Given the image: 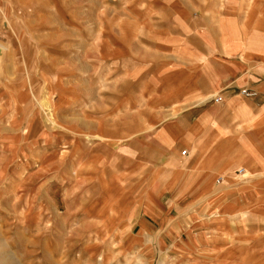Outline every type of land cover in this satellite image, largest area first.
<instances>
[{
    "label": "rangeland",
    "instance_id": "1",
    "mask_svg": "<svg viewBox=\"0 0 264 264\" xmlns=\"http://www.w3.org/2000/svg\"><path fill=\"white\" fill-rule=\"evenodd\" d=\"M237 1L246 8L241 22L226 15ZM237 1L0 0V44L8 55L0 56V264H264V235L241 248L224 232L229 240L216 254L197 225L237 231L249 216L264 221L263 203L253 199L263 174L233 170L243 158L236 140L254 155L242 139L252 117L228 129L205 111L186 129L191 151L208 169L228 136L234 151L213 175L199 174L196 193H177L178 201L173 192L162 193L177 187L182 170L174 120H195L197 106L222 95L223 82L159 107L163 116H151L144 129L133 125L147 119L162 96L174 94L170 88L149 95V105L144 101L151 85L176 77H158L162 64L184 74L190 58L205 59L197 53L204 47L197 34L213 38H206L208 55L232 74L247 60L264 61V26L255 21L246 31L252 9L264 17V0ZM162 36L181 38L182 46L171 38L163 45ZM232 113L236 120L240 109ZM183 149L190 153L178 144L181 159ZM144 160L153 167L143 164V176L125 179L124 165L136 168ZM162 161L169 166L163 173ZM84 165L89 170L82 172ZM219 176L223 183L214 187ZM184 179L186 189L198 181ZM198 196L204 200L194 201Z\"/></svg>",
    "mask_w": 264,
    "mask_h": 264
},
{
    "label": "crops",
    "instance_id": "2",
    "mask_svg": "<svg viewBox=\"0 0 264 264\" xmlns=\"http://www.w3.org/2000/svg\"><path fill=\"white\" fill-rule=\"evenodd\" d=\"M237 1V0H236ZM240 2L237 1L235 4L236 9H231L226 13L229 17L235 19L237 22H241L242 18L245 16V10L246 8L244 7H239ZM145 15L144 13L142 16ZM250 16V21L251 23L247 25V32H250L252 28L254 27L255 21H257L261 27L264 26V17H260L258 10L255 8L250 11L248 14ZM177 19H180L178 15H176ZM144 20H142V23ZM145 23V22H144ZM243 31V30H241ZM205 38L199 34H197L198 39L200 42L203 43L204 47L203 50H197V53L205 55V59L200 60L199 56L196 58H190L191 62H195L196 64H192V66L189 67V69H184V74H181L182 71L177 67L173 66H164L163 64L161 65V68L159 69V72L161 73L158 77L161 78H167V75L173 74L176 75L172 79L173 82H160V84L156 85H151V87L148 90V92H145L144 85L146 87V84H143V96H145L144 101L146 104H148L147 99L149 95H151L153 92L161 94L166 90H169L172 88L174 93L171 97L169 98L166 97H161L156 106L152 107L149 106V114L147 115V119L143 121H136L135 124H133L136 128H141L144 129L146 127V124L149 122V119L153 115H158L162 117L159 107L164 106H170L172 103L175 102H181L183 101L186 97L191 96V95H196V94H207L209 91L213 90V81L220 79L223 83L220 86L221 89V96H222V101L219 103H214V104H208L204 106H197L199 108V113L195 120H192L191 122H181L178 121L177 119L174 120L172 126L178 135L174 142V148H175V154L177 158V165L178 168H181L182 170L178 174V183L177 187H175L174 190L169 191V190H163L162 193L165 192H173L174 197L177 200V193H182V192H187L188 194H194L198 191L199 186L201 182L203 181L202 178L199 177V174L202 172H205V176L207 177L210 175L212 172V169L217 170L220 168V165L222 161L226 158L227 154L234 151V145L235 141H233L232 136L227 137L226 141V146L222 147L219 151H215L214 155L210 159L211 162V167L210 169L206 168L207 166L205 163H200L199 161V156L198 152H192L191 147H190V142L184 141V136L186 129L191 127L197 119L205 113V111H210L213 113V115L217 118V120L224 126H226L228 129H233L238 122L241 123L244 117H252L254 119V126L248 127L247 129L244 130V134L242 136V139L250 146L249 148L252 149L254 155L250 154L247 151V148H243L240 146L241 141L238 139L236 140V148L239 149V153L243 155V158L238 161L234 167L233 170L235 169V172L237 174H242L238 173V169L243 168L244 172L245 169L248 168L250 171L254 173H259L261 172L263 177L257 182L256 188L257 190L259 189V192L255 195L253 198L254 201L258 200L262 205L264 206V61L261 60H256V59H250L247 60L245 63V68L243 70L239 69L237 67L236 74H232L229 70V65L225 64L223 61L218 60L217 58L211 57L208 55L209 51V45L206 42V38L213 40V38L206 32ZM164 38H171L174 40H178L179 46H182L181 38L178 37H169V36H162L161 38H158L159 43H162L163 45L167 44L170 45V43L163 41ZM215 39L214 41H216ZM218 49H220V46L218 45ZM220 52V50H219ZM165 64H171L170 62H166ZM172 65V64H171ZM172 68V70L170 69ZM179 74V75H178ZM170 79V78H169ZM242 88H248L251 90L256 91V95L253 97H246L240 94V89ZM142 96V97H143ZM225 102L224 106H221L219 108H212V106L215 105H221L222 103ZM203 103V102H202ZM149 105V104H148ZM238 108L240 109V114L239 117L233 119V113L232 110ZM181 132H184L183 136H181ZM144 139V138H143ZM147 144L149 143L148 140H144ZM178 144H185L188 146L190 153L187 155V151L185 154V158L181 159L177 157V145ZM147 153H145L146 155ZM189 156V157H188ZM130 160L137 161L136 158L131 157L129 155ZM148 158L145 156V159ZM257 159V160H256ZM122 160V159H121ZM143 161V160H141ZM140 162V165L137 166L136 168L133 167H128L126 164L124 165V171L122 172L125 174V179L128 178H133L135 176V173H139V175H144V170L142 169V165H146V168L153 167L150 166L148 163V160H144V162ZM188 165V166H187ZM82 169H80L82 172L83 171H88L89 167L87 165L81 166ZM160 167V172H166L169 169V166L165 165L163 161L161 162ZM205 168V169H204ZM134 169V170H132ZM97 172L94 171V175ZM212 173V175H213ZM101 174V173H98ZM184 174L187 176H194V178H198L195 182L194 185L190 186V188L186 189L185 186H183L184 182ZM101 176V175H100ZM137 177V176H136ZM99 180H102L101 178ZM223 179L219 182L216 180L214 181V187H217V185H222ZM146 188H148L146 186ZM177 188V189H176ZM161 193V194H162ZM176 193V194H175ZM196 199H203L202 197H196ZM204 200V199H203ZM178 201V200H177ZM193 201V202H194ZM192 202V203H193ZM201 202V201H200ZM260 215L259 218H255L253 216H249L244 227L242 230L240 228H237V231H232L227 226H223L221 224H214V223H200L197 224L198 227L204 228L205 230L203 232H198V233H204L202 235V238L207 240L205 241L206 244H208L213 250L211 253L215 252L216 254L222 253L224 250L223 249V244L228 242V238L226 239L223 236L224 232L227 233H232L233 237L231 240L236 239L237 243H239L242 246H246L249 244V241H253L254 238H262L264 235V221L261 220ZM168 220V216H165L164 218V223ZM148 224H151L152 221H148ZM158 223V222H155ZM196 229V228H194ZM211 231V232H207ZM215 232V235L213 232ZM197 232V231H196ZM235 233L237 235H235ZM211 237V238H210ZM242 254V253H239ZM262 254V253H261ZM264 254V252H263ZM224 255V254H223Z\"/></svg>",
    "mask_w": 264,
    "mask_h": 264
},
{
    "label": "built area",
    "instance_id": "3",
    "mask_svg": "<svg viewBox=\"0 0 264 264\" xmlns=\"http://www.w3.org/2000/svg\"><path fill=\"white\" fill-rule=\"evenodd\" d=\"M240 94H242L243 96H246V97H253V96L256 95V91L248 89V88H242V89H240ZM212 100L215 103H219V102L222 101V97H221V95L217 94V95H214L212 97ZM186 151H187L186 149H183L182 150V154H186ZM242 171H243V168L238 169V173H242ZM222 179H223V177L219 176V177L216 178V181L219 182Z\"/></svg>",
    "mask_w": 264,
    "mask_h": 264
},
{
    "label": "bare ground",
    "instance_id": "4",
    "mask_svg": "<svg viewBox=\"0 0 264 264\" xmlns=\"http://www.w3.org/2000/svg\"><path fill=\"white\" fill-rule=\"evenodd\" d=\"M6 49H7V47H5V46H3L2 44H0V56H2V55H4L5 56V51H6ZM8 52V51H7ZM7 55V54H6ZM8 56V55H7ZM9 85V84H8ZM214 95H212V97H213ZM208 99H205L204 101H202L203 103H205L206 101H207ZM210 100V99H209ZM34 102V101H33ZM44 102V101H43ZM35 106V105H34ZM35 108V107H34ZM52 114V113H51ZM47 115V120L49 121V122H53V120L54 119H52L53 118V115L51 116V117H49L48 116V114H46ZM32 117H31V115H30V119H31ZM25 129V128H24ZM23 135H26V132L25 133H23ZM103 139V138H102ZM242 172H244V170L242 171ZM112 212H113V210H112ZM241 218V217H240ZM239 218V219H240Z\"/></svg>",
    "mask_w": 264,
    "mask_h": 264
}]
</instances>
